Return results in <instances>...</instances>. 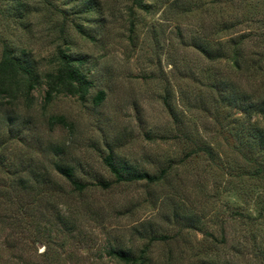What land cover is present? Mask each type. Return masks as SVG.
Here are the masks:
<instances>
[{
	"label": "rangeland",
	"instance_id": "374dc122",
	"mask_svg": "<svg viewBox=\"0 0 264 264\" xmlns=\"http://www.w3.org/2000/svg\"><path fill=\"white\" fill-rule=\"evenodd\" d=\"M93 1L98 11L79 13L77 0H26L23 21L0 12V52L5 40L27 48L45 73L62 47L91 81L82 98L47 101L42 83L29 102L0 99V264H131L112 249L145 264H264V120L252 133L222 99L255 93L231 59L244 36L243 63L264 68V0ZM110 154L165 173L117 181Z\"/></svg>",
	"mask_w": 264,
	"mask_h": 264
},
{
	"label": "trees",
	"instance_id": "16d2710c",
	"mask_svg": "<svg viewBox=\"0 0 264 264\" xmlns=\"http://www.w3.org/2000/svg\"><path fill=\"white\" fill-rule=\"evenodd\" d=\"M49 1V0H48ZM80 6H76L79 13H86L92 11H98V4L93 3V0H77ZM137 5L144 10H148V4L144 0H135ZM49 5H53L51 2H47ZM0 12L4 14V17L9 19H17L23 21L28 17L31 11H29L28 3L26 0H7L5 5L1 6ZM20 24V23H19ZM22 29L27 28V25L22 23ZM75 27L82 34V24L76 23ZM91 37V36H89ZM245 37L240 36L238 40L234 41V50L232 54V66L239 71H249V75L252 76L254 92L251 95L244 96L241 94L232 93L231 96H223L222 99L225 102H229L232 106L238 107L243 116L240 120V125L243 128H248L254 133L261 120H264V68L261 62L262 58L252 61L249 66L243 63L244 48L243 44ZM205 54L210 53V49L206 47H199ZM31 52L27 48H23L20 52L15 46L8 41H3L0 52V99L6 98L9 103L13 104L24 98L27 102L31 100V94L33 90L45 83L47 85L46 100L50 101L55 93L66 92L69 94H79V96L85 97L88 93L91 81L88 79L87 73L82 70L80 63L82 60L77 57L71 56L64 48L59 47L56 57V66L53 70L41 73L34 58L31 57ZM232 91H230L231 93ZM228 95V94H226ZM105 98L104 91H100L95 96V103H101ZM257 116V120L253 118ZM51 124H61L69 127L71 124L68 122L65 116L57 115L50 118ZM252 136V134H250ZM246 137H248L246 135ZM259 139L256 142L257 157L261 155L264 158V134L261 132L258 134ZM242 142H244L242 140ZM208 153V148H203ZM264 162V159H263ZM105 163L109 167L110 171L115 175L117 181H135V180H148L150 182H157L163 177L164 173L160 176L152 175L146 171H136L134 169L126 168L125 166L117 165L110 154L105 157ZM260 167L256 170L257 173L264 170V165L259 162ZM263 165V166H262ZM56 169L64 175L75 187L83 189L84 184L79 182L75 178L74 168L66 164L57 162L55 164ZM110 253L121 261L131 264H145V254L140 256H134L126 250L112 249Z\"/></svg>",
	"mask_w": 264,
	"mask_h": 264
}]
</instances>
